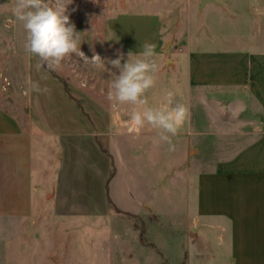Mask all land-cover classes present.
I'll list each match as a JSON object with an SVG mask.
<instances>
[{"label": "crops", "instance_id": "1", "mask_svg": "<svg viewBox=\"0 0 264 264\" xmlns=\"http://www.w3.org/2000/svg\"><path fill=\"white\" fill-rule=\"evenodd\" d=\"M215 1L219 6L207 4L203 11H227ZM129 2V13L116 15L109 22L111 48L138 53L148 42L156 45V52L163 34L150 13V0ZM140 4L145 10L134 13L132 8ZM14 5L15 0H0V61L19 68L17 60L25 57L27 69L20 70L18 77L16 71L12 80L23 90V117L17 118L0 106V217L28 219L43 205L58 217L87 210L101 215L108 211L105 187L112 202L110 184L117 176L115 172L109 179L112 154L108 132L115 126L110 120L103 122L106 113L95 104L88 103L86 110V103L69 88L71 99L63 83L44 66L37 69L38 57L24 50L26 32L14 15ZM232 9L239 20L250 11L249 7ZM238 24L245 29L242 21ZM252 24L253 32H240L237 41L196 39L194 49L176 58L182 61L187 85L201 90L196 94L206 105L215 108L216 100L226 96L235 105L231 113H245L264 130L261 0L253 6ZM29 82L50 91H31ZM184 214L179 239L184 252L181 264H264V131L213 171L192 177ZM147 244L154 250L148 240Z\"/></svg>", "mask_w": 264, "mask_h": 264}, {"label": "rangeland", "instance_id": "2", "mask_svg": "<svg viewBox=\"0 0 264 264\" xmlns=\"http://www.w3.org/2000/svg\"><path fill=\"white\" fill-rule=\"evenodd\" d=\"M129 1L73 0L68 6L70 21L81 32L80 50L89 60L72 55L55 71L45 66L86 103V110L88 103L95 104L106 113L103 122L110 120L115 126L108 132L117 173L110 184V197L120 211L107 209L101 215L94 210L80 214L71 211L58 217L43 205L28 219L0 217V264H181L184 252L179 239L192 177L213 171L264 131L245 113H231L235 105L226 96L216 100L215 108L206 105L196 94L201 90L187 85L182 61L176 58L194 49L196 39L223 37L237 41L240 32L252 33L257 0H249V4L246 0H218L227 9L224 13L208 8L204 12L199 8L200 0H150V13L163 37L154 57L157 83L146 93L149 105L159 107L166 93L172 92L174 104L184 103L190 113L170 145L158 142V131L150 126L130 131L131 106L107 99L109 70L117 74L118 70L106 61L115 59L117 52L111 48L109 22L116 15L129 13ZM229 3L236 8L249 7L250 11L239 20ZM132 9L141 13L145 5ZM122 52L127 59V50ZM94 53L105 61L93 64L90 59ZM8 63L0 61V106L22 118L23 90L12 80L16 71L18 77L27 69L26 59L17 60L19 68L6 66Z\"/></svg>", "mask_w": 264, "mask_h": 264}, {"label": "clouds", "instance_id": "3", "mask_svg": "<svg viewBox=\"0 0 264 264\" xmlns=\"http://www.w3.org/2000/svg\"><path fill=\"white\" fill-rule=\"evenodd\" d=\"M72 3L73 0H15L14 15L26 32L24 50L32 57H38L37 69L46 66L55 71L72 55L88 59L80 50L81 32L76 31L75 24L70 21L68 6ZM155 47V44L145 42L142 51H129L127 59L122 51L117 50L115 59L106 60L108 65L118 70V74L109 70L111 80L107 99L114 104L131 106L130 131L150 126L158 131V142L170 145L171 138L178 134L188 119L190 109L184 103L174 104L172 92L166 93L159 107L149 105L146 93L157 83ZM90 61L97 64L105 60L94 53ZM29 84L31 91L40 94L50 91L47 87L41 88L37 82Z\"/></svg>", "mask_w": 264, "mask_h": 264}, {"label": "trees", "instance_id": "4", "mask_svg": "<svg viewBox=\"0 0 264 264\" xmlns=\"http://www.w3.org/2000/svg\"><path fill=\"white\" fill-rule=\"evenodd\" d=\"M45 67V66H44ZM46 68V67H45ZM63 83V86H64V89H65V92L67 93V95L71 98L72 96L70 95V91H69V88L68 86L66 85V83L64 81H61ZM114 168H113V165H112V162H111V170H110V173H109V179H111L113 176H114ZM107 206H108V210H114L115 212L119 213L118 210H116L111 202V200L109 199L108 197V193H107Z\"/></svg>", "mask_w": 264, "mask_h": 264}, {"label": "water", "instance_id": "5", "mask_svg": "<svg viewBox=\"0 0 264 264\" xmlns=\"http://www.w3.org/2000/svg\"><path fill=\"white\" fill-rule=\"evenodd\" d=\"M206 4L219 6V4L215 0H200L199 8H203Z\"/></svg>", "mask_w": 264, "mask_h": 264}]
</instances>
